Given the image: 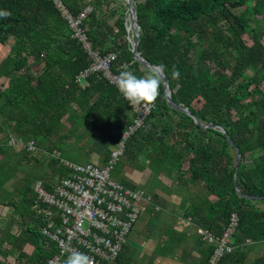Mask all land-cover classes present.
<instances>
[{"label":"trees","instance_id":"1","mask_svg":"<svg viewBox=\"0 0 264 264\" xmlns=\"http://www.w3.org/2000/svg\"><path fill=\"white\" fill-rule=\"evenodd\" d=\"M60 1L73 17L91 9L82 27L92 49L116 53L114 74L131 70L141 76L149 70L134 60L127 39V5L117 8L114 0ZM248 1L259 16L254 22L263 21L258 29L235 12ZM132 2L140 32L139 56L164 67L171 100L199 124L167 103L161 85L143 126L124 142V166L137 157V166L145 163L156 176L174 181L189 195L188 212L196 224L216 236L235 213L233 250L217 264H242L245 252L240 248L246 241H264V210L256 206L264 204V0ZM0 10L11 12L7 19L0 18V55L7 53L0 61V147L4 146L5 157L0 173L9 177L15 198H20L18 205L12 199L0 202L17 212L0 228V264H42L58 251L54 243L44 241L39 232L42 221L31 208L40 203L33 191L37 179L51 190V167L55 169L56 162H48L40 174L44 159L64 145L65 150L76 147L91 155L95 134L106 145L92 163L103 166L110 148L132 123L131 107L101 75L77 80L90 58L52 0H0ZM244 36L252 43L247 44ZM21 60L27 62L23 68L17 67ZM173 66L180 73L175 80ZM209 124L214 127L203 128ZM9 135L33 140L39 151L10 147ZM227 137L241 158L235 182L236 154ZM249 153L255 155L251 166L245 162ZM56 170L65 174L60 166ZM121 184L135 188L126 178ZM0 189V194L6 190L3 185ZM236 190L259 198L239 196ZM3 246L8 249L5 255ZM213 249L208 248L202 264Z\"/></svg>","mask_w":264,"mask_h":264},{"label":"built area","instance_id":"2","mask_svg":"<svg viewBox=\"0 0 264 264\" xmlns=\"http://www.w3.org/2000/svg\"><path fill=\"white\" fill-rule=\"evenodd\" d=\"M52 1L71 29V36L80 42L90 58V64L79 72L77 80L96 74L116 86L117 75L112 71L116 53L101 54L92 49L82 27V20L91 9L86 7L73 17L60 0ZM129 106L132 123L123 132L120 141L110 148L109 158L103 166L92 162H70L62 159L55 150L47 154L46 164L56 162L55 166L63 168L65 174L53 176L51 190L45 188L41 179L33 184V191L40 203L31 208L42 221L39 232L44 241L54 243L58 250L42 264H62L72 251L77 250L89 255L94 264H114L143 210L144 203L150 202V197L144 190L128 188L112 180L109 175L122 157L125 140L143 126L145 118L154 108L153 105ZM7 145L32 154L39 151L33 140L23 141L13 135L8 136ZM237 225L238 217L232 213L220 236L207 229H197L199 238L214 246L204 264H217L225 254L232 252V237ZM246 243L251 241L247 240Z\"/></svg>","mask_w":264,"mask_h":264},{"label":"crops","instance_id":"3","mask_svg":"<svg viewBox=\"0 0 264 264\" xmlns=\"http://www.w3.org/2000/svg\"><path fill=\"white\" fill-rule=\"evenodd\" d=\"M98 141L103 142L100 138ZM98 151L95 147L92 153L96 161L101 153ZM130 168L132 170H126L125 178L135 188L144 190L150 202L144 203L140 213L142 219L133 225L116 264H202L211 245L203 242L197 234V229L202 227L188 212L187 192L179 189L171 179L154 175L146 165L141 168L131 164ZM152 184V188H147ZM13 217L8 214L6 219H1L5 223L0 224V228ZM28 248L26 246V252ZM240 249L245 252L242 264H264V241L247 243ZM2 250L8 249L3 246Z\"/></svg>","mask_w":264,"mask_h":264},{"label":"rangeland","instance_id":"4","mask_svg":"<svg viewBox=\"0 0 264 264\" xmlns=\"http://www.w3.org/2000/svg\"><path fill=\"white\" fill-rule=\"evenodd\" d=\"M137 1H142V0H137ZM125 5H127L125 0H114V3L112 4V6H117V8H119L120 6H125ZM251 6H252V1H248L244 7L238 8L237 10H235V12L237 14L241 15L244 19H246L248 21V24L249 25H251L255 29H258V28H260L263 25V21L262 20H258V24H256L254 22L255 19H258L259 18V16L253 14L252 10L250 9ZM126 22H127L126 23V30H128L127 29V28H129V26H128L129 25V23H128L129 22V14H128V12H127ZM136 28H137V26H136ZM128 33L129 34L127 36V39L129 40L130 43L133 44L135 42L136 34H135V32L133 31L132 28L128 31ZM243 38H244V40H245V42L247 44H251L252 43L251 40H250V38H248L247 36H244ZM262 42L264 43V36L262 37ZM4 55L6 56L7 53L3 51V53L0 55L1 56L0 57V61L3 60V59H5V56ZM26 63L27 62H24V61L21 60L20 62L17 63V67L23 68ZM142 68H144V67H142ZM0 82H1V80H0ZM3 88L5 89V87H3ZM94 139H95L94 140L95 141V145L97 144L95 147H97V150H99L98 152L99 153L102 152L104 150L105 142L98 141L99 140V136H96L95 134H94ZM63 147L65 149H67V146L64 145ZM64 148H62V149H60V151H58L59 154H60V157L62 159H64V160H67V161H70V162H74V163H79V164H84V163H88V162H96V156H93L92 154L91 155H87V154H85L83 152L81 153V151L79 152L76 147H73V148L70 147V149H68V150H65ZM3 150H4V146L0 147V160H2L3 158H5L4 157V154H3ZM254 157H255V155L252 154V153H249V154L246 155L245 162H246L247 166H251L253 164L252 162L254 160L253 159ZM37 158H40V155H37ZM123 158L122 157L119 158L118 162L113 166V168L111 169V171L109 173L110 178L112 180L116 181V182H119V183H122V181L126 177L125 176L126 170H128V169H129V171L132 170V168H128V167L131 166V164H132V167L133 166L136 167L140 163L138 161L139 158L137 159V157H136V159L133 160V162H131V163L129 161H125V166H124V163H123L124 161H122ZM91 160H93V161H91ZM44 161L45 162H43V161L42 162L44 164H46V160L45 159H44ZM44 164H42V165H44ZM144 165H145V163H144ZM138 167H140V166H138ZM57 168L58 167H56L55 169H53V167H51V170H53L51 172L52 176H54L56 174L55 172L57 171L56 170ZM46 170H47L46 169V165H44L43 168L40 169V174L44 173ZM152 173L154 175H157L156 174L157 172H155V171H152ZM150 180H151V178H150ZM50 181L52 182V178H51ZM11 182L12 181H9V177L7 175H3L2 172L0 173V185L1 186L3 185L4 188H6V190L2 191L1 194H0V202H2L3 200H7V201L9 200V201H11V199H12V202L11 203H13L15 205H18V203L20 201L19 200L20 198H19V196H16V198H15L14 195H15L16 192L14 193V190H12V188H11ZM152 186H153V184L147 186V188H152ZM12 193H14V194H12ZM256 206L258 208L264 210V204L256 203ZM13 212H14V210L12 208L5 207V206H1L0 205V216H6V217H0V224L5 223L4 222L5 220H1V219H3V218L6 219L8 217V214L11 215ZM13 214H15V213H13ZM16 214H17V212H16ZM141 216H142V214L139 215L136 223H138V222L141 221V219H142ZM135 226H136V224H135ZM11 230H12L13 233H17L18 232V229L16 228V226H12V229ZM28 250L30 252V248H28ZM2 252H3L4 255L7 254L6 251H2Z\"/></svg>","mask_w":264,"mask_h":264},{"label":"clouds","instance_id":"5","mask_svg":"<svg viewBox=\"0 0 264 264\" xmlns=\"http://www.w3.org/2000/svg\"><path fill=\"white\" fill-rule=\"evenodd\" d=\"M11 16L8 10H0V18ZM179 71L172 67V79H178ZM164 80V67L153 66L144 75L137 76L131 70H122L115 78V85L120 95L135 107L154 105L160 95ZM64 264H94V260L80 251H72L64 260Z\"/></svg>","mask_w":264,"mask_h":264},{"label":"water","instance_id":"6","mask_svg":"<svg viewBox=\"0 0 264 264\" xmlns=\"http://www.w3.org/2000/svg\"><path fill=\"white\" fill-rule=\"evenodd\" d=\"M125 1H126L127 6H128L127 12L129 14V25L133 28V31L136 34L135 42L132 44V52H133L134 60L138 64H140L142 67H144L146 69H150V68H152L155 65H151L150 63L146 62L138 54V43H139V38H140V32H139V28H138V26L136 24V16H135V9H134L133 2H132V0H125ZM136 26H137V28H136ZM162 89H163L164 97H165L167 103L172 108L186 113L187 115L191 116L194 119L195 124H199L198 120L187 109L182 108V107H180V106H178V105L173 103V101L171 100V97H170V91H169V88H168V84H167V80H166L165 75H164V80H163V83H162ZM213 127H214L213 124H209L207 126H204L203 128L206 129V128H213ZM220 130L222 132H224L221 128H220ZM227 140L229 141L230 145L233 146L234 152L236 154V169H235V174H234V177H233V182H235L238 165H239V163L241 161V158H240V155L238 154L237 148L234 147L233 143L230 141V139L228 137H227ZM236 192H237V194L239 196H243V197L248 198V199L249 198H259L257 196L253 197V196L242 195L238 190H236Z\"/></svg>","mask_w":264,"mask_h":264},{"label":"bare ground","instance_id":"7","mask_svg":"<svg viewBox=\"0 0 264 264\" xmlns=\"http://www.w3.org/2000/svg\"><path fill=\"white\" fill-rule=\"evenodd\" d=\"M129 23V22H128ZM129 26V28H128V31L132 28L130 25H128ZM133 29V28H132Z\"/></svg>","mask_w":264,"mask_h":264}]
</instances>
